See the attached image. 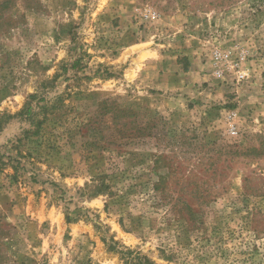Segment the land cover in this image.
<instances>
[{"label": "rangeland", "instance_id": "374dc122", "mask_svg": "<svg viewBox=\"0 0 264 264\" xmlns=\"http://www.w3.org/2000/svg\"><path fill=\"white\" fill-rule=\"evenodd\" d=\"M0 264H264V0H0Z\"/></svg>", "mask_w": 264, "mask_h": 264}, {"label": "trees", "instance_id": "16d2710c", "mask_svg": "<svg viewBox=\"0 0 264 264\" xmlns=\"http://www.w3.org/2000/svg\"><path fill=\"white\" fill-rule=\"evenodd\" d=\"M124 112L125 111H121L120 113L119 112L118 113L116 112V114H114V117H112V121H113L114 126L118 127L119 137L121 139H130V138L136 137V133L142 134V132H143L144 129L143 128H140V127L137 128V129H135V131H133L132 128H130L128 130L126 129L127 123L121 121V120H123L124 118L127 117V115L124 114ZM130 124H132V123H130Z\"/></svg>", "mask_w": 264, "mask_h": 264}]
</instances>
